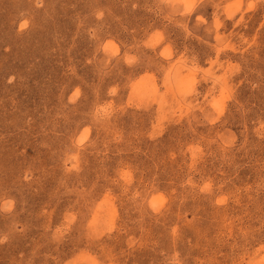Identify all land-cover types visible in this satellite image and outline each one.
<instances>
[{"label": "rangeland", "instance_id": "1", "mask_svg": "<svg viewBox=\"0 0 264 264\" xmlns=\"http://www.w3.org/2000/svg\"><path fill=\"white\" fill-rule=\"evenodd\" d=\"M0 264H264V0H0Z\"/></svg>", "mask_w": 264, "mask_h": 264}]
</instances>
